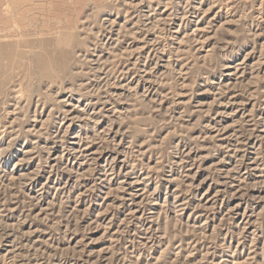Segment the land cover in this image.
I'll list each match as a JSON object with an SVG mask.
<instances>
[{
  "label": "rangeland",
  "instance_id": "374dc122",
  "mask_svg": "<svg viewBox=\"0 0 264 264\" xmlns=\"http://www.w3.org/2000/svg\"><path fill=\"white\" fill-rule=\"evenodd\" d=\"M0 264H264V0H0Z\"/></svg>",
  "mask_w": 264,
  "mask_h": 264
}]
</instances>
